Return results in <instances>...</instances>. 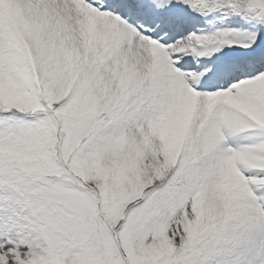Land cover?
Masks as SVG:
<instances>
[{"label": "snow or ice", "instance_id": "6c2138e0", "mask_svg": "<svg viewBox=\"0 0 264 264\" xmlns=\"http://www.w3.org/2000/svg\"><path fill=\"white\" fill-rule=\"evenodd\" d=\"M0 264H264V0H0Z\"/></svg>", "mask_w": 264, "mask_h": 264}]
</instances>
